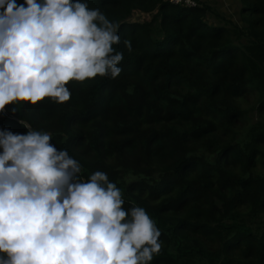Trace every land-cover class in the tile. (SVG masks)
Here are the masks:
<instances>
[{
  "label": "trees",
  "instance_id": "obj_1",
  "mask_svg": "<svg viewBox=\"0 0 264 264\" xmlns=\"http://www.w3.org/2000/svg\"><path fill=\"white\" fill-rule=\"evenodd\" d=\"M239 1L241 26L203 3L86 0L120 25V76L72 81L64 104L0 112V131L49 133L81 181L102 171L125 210L145 209L161 231L150 264H264V0ZM248 93L261 119L239 133Z\"/></svg>",
  "mask_w": 264,
  "mask_h": 264
},
{
  "label": "clouds",
  "instance_id": "obj_2",
  "mask_svg": "<svg viewBox=\"0 0 264 264\" xmlns=\"http://www.w3.org/2000/svg\"><path fill=\"white\" fill-rule=\"evenodd\" d=\"M119 27L86 0H0V112L64 104L72 81L119 77ZM51 140L0 131V264H150L161 231L145 209L125 210L102 171L81 181L80 163Z\"/></svg>",
  "mask_w": 264,
  "mask_h": 264
},
{
  "label": "rangeland",
  "instance_id": "obj_3",
  "mask_svg": "<svg viewBox=\"0 0 264 264\" xmlns=\"http://www.w3.org/2000/svg\"><path fill=\"white\" fill-rule=\"evenodd\" d=\"M239 7L237 11L234 9L232 11V14L230 15V19L233 20L235 23H237L239 26L242 25L241 23V18H240V10H241V2H238ZM235 5V4H234ZM214 9H216V11H220V5H218L216 3V5L213 7ZM149 17L146 15H136L133 20L134 21H140L143 22L145 20H148ZM208 22L211 24L214 23H219V20L213 15V14H209L208 16ZM240 107L243 111V113L245 114L244 116V120H242V122L240 123V125L238 126V132L239 133H243L245 132L252 124L256 123L257 121H259L261 119L260 114L257 111V105H258V96L254 93H248L246 94L240 101H239ZM258 172L262 171L264 172V164H262L261 162L259 163V169L257 170ZM264 218V216H263ZM208 249L210 251H214L215 247L213 246H208ZM232 258H236V259H241V255L237 254V255H232Z\"/></svg>",
  "mask_w": 264,
  "mask_h": 264
},
{
  "label": "crops",
  "instance_id": "obj_4",
  "mask_svg": "<svg viewBox=\"0 0 264 264\" xmlns=\"http://www.w3.org/2000/svg\"><path fill=\"white\" fill-rule=\"evenodd\" d=\"M198 1L211 7L214 13L217 12L221 15H224L225 17H230V15L232 14V11L234 9L236 10V8H237V11H239L238 10L239 0H198ZM216 3L220 5V11L218 10L216 11V9L213 8L216 5Z\"/></svg>",
  "mask_w": 264,
  "mask_h": 264
},
{
  "label": "built area",
  "instance_id": "obj_5",
  "mask_svg": "<svg viewBox=\"0 0 264 264\" xmlns=\"http://www.w3.org/2000/svg\"><path fill=\"white\" fill-rule=\"evenodd\" d=\"M168 1L175 6H180L185 8H197L201 6V2L198 0H168Z\"/></svg>",
  "mask_w": 264,
  "mask_h": 264
}]
</instances>
